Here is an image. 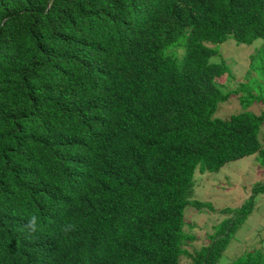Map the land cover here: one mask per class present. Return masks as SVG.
<instances>
[{"label": "trees", "instance_id": "obj_1", "mask_svg": "<svg viewBox=\"0 0 264 264\" xmlns=\"http://www.w3.org/2000/svg\"><path fill=\"white\" fill-rule=\"evenodd\" d=\"M228 38L264 41V0H0V264H213L264 185L224 210L219 246L191 254L169 227L196 170L264 167V114L212 117L204 44Z\"/></svg>", "mask_w": 264, "mask_h": 264}, {"label": "rangeland", "instance_id": "obj_2", "mask_svg": "<svg viewBox=\"0 0 264 264\" xmlns=\"http://www.w3.org/2000/svg\"><path fill=\"white\" fill-rule=\"evenodd\" d=\"M234 45L239 49L236 50ZM262 46H264V41L260 39L254 41L251 45H237L232 38H228L223 44L216 45L215 49L221 51V58H223V55L232 56L239 54L243 60L240 63L242 69L237 74L240 79L245 74L249 55ZM211 61L214 62L213 58ZM216 61H219V58ZM234 66H238L237 61H234ZM233 74L236 75L234 71ZM218 81L225 91L236 86V81L225 77ZM248 82L254 83L255 95L259 96L261 93L264 95V79L258 78L255 75ZM223 105H226V102L219 104L215 117L223 119L227 117L225 112L240 110L236 98L232 99L230 104L225 106L224 112H219ZM258 140L261 148L264 149V124L259 130ZM260 183L264 184V167L260 165L256 154L227 163L217 172L205 171L200 173L196 171L194 173L193 199L202 203H208L215 210L229 208L230 210H236L238 213L237 210L252 195V190ZM212 215H215L216 218L219 217L215 212ZM225 217L227 218V216L223 215V218ZM206 219L201 216H192V222L203 227L207 223ZM220 221H217V223ZM199 246L198 242L195 241L191 244H186L185 248L191 252ZM254 250L261 251L264 254V192L255 193L252 212L239 225L216 264H232L236 258L242 256L245 252ZM187 263H189L188 260Z\"/></svg>", "mask_w": 264, "mask_h": 264}, {"label": "clouds", "instance_id": "obj_3", "mask_svg": "<svg viewBox=\"0 0 264 264\" xmlns=\"http://www.w3.org/2000/svg\"><path fill=\"white\" fill-rule=\"evenodd\" d=\"M258 39L263 40L262 38H258ZM258 39H256V40H258ZM253 43H254V41H253ZM219 45H221V44H219ZM240 45H243V44H240ZM204 46L207 47L208 49H211V50L214 49L216 51V53L214 55H211L208 58V61L206 63V73H205L206 79L208 80V83H209V86L212 89L213 96L217 95V94H221L222 96L226 97L225 100L220 101L217 104L216 110H215L212 117L214 119L227 121L232 116H235V115H238L241 113H250L256 117L262 116L264 114V95L262 93L259 96L255 95L254 94V92H255L254 83H252V82L249 83L248 81H249V79H251V77H253L255 75L258 78L264 79V69L258 67V65H256V64L252 63V61L250 59V56L252 54L249 55V60H248V64H247L245 74L239 79L237 74L242 69V65L240 63L243 61L242 58L239 56V54H234L232 56H224L223 55V58H221V56H220L221 51H218L215 49L216 45H212L210 43H205ZM235 48H236V50L239 49L237 46H235ZM240 48H242V47H240ZM262 48H264V46L260 47L259 49H262ZM259 49H257V50H259ZM255 52L256 51H254V53ZM167 54H170L169 57H175L178 62H181L183 57H184L185 50L177 49L173 52H172V50H170V52H167ZM212 58H213L214 62L211 61ZM217 58H219V61H216ZM234 61L238 62V66H234ZM214 65H224L228 69V71L225 73H221L219 70L216 69V67ZM233 71L236 73V75L233 74ZM224 77L227 79H232V80L236 81V86L234 88L226 90V91L223 90L222 85L219 83L218 80L221 78H224ZM237 79H239V80H237ZM234 98H236L238 100V105H239L240 110L239 111L238 110H229V111L225 112L227 117L223 118V119L215 117V114H216V111L218 109L219 104L226 102V105H229L231 100ZM242 100H249L251 102L248 103L247 107H244L242 102H241ZM226 105L221 106L219 112H224L223 110H224ZM222 116H225V115H222ZM263 124H264V121L260 125L259 130ZM257 134H259V131ZM257 139H258V135H257ZM259 144H260V142H259ZM260 149H262V148L260 147ZM256 154H257L258 160H259V150L254 152V154H252V155H256ZM252 155H250V156H252ZM228 163H230V162H228ZM259 163H260V161H259ZM196 171H198V170H196ZM260 184H258L257 187H259ZM261 185L263 186L264 184H261ZM256 188H254L253 190H255ZM253 190H252V193H253ZM53 194L55 196L59 195L58 188L53 189ZM193 196L194 195L192 193V197L190 199L191 201H189L190 205L188 203L187 206L184 208L185 210H184L183 215H182L181 223L179 225H176V222H175L173 224V227H169V232L173 235V237L175 239L181 241V243H182L181 249L183 248L184 250H186L187 252H189L191 254L194 251H198L202 247H211L212 243H214V242L216 243V245L219 246L221 243V240L226 235H219L216 232V230H217V228H221L226 220H229L232 218L230 213L224 212V210L229 209V208L215 210L212 207V205H210L208 203H202V202H199L197 200H194ZM247 200L242 204V206L240 208L243 207V205L247 202ZM253 207H254V197H253L252 210H253ZM252 210H251V212H252ZM232 211H235V210H232ZM214 212L219 215L218 218H216L215 215H212V213H214ZM223 215L227 216V218L226 217L223 218ZM192 216H194V217L201 216V217L207 218L206 219L207 223L204 225V227L202 225L194 224L192 222ZM219 220H221V221L219 223H217V221H219ZM208 224L210 225V228H209ZM234 233L232 235H234ZM231 239H232V237H230V240ZM195 241H197L200 246L191 252L188 251L185 248V245L191 244ZM229 241H227V243L225 244L222 251L219 252V254L217 255L213 264H216L218 262L222 253L226 249ZM254 251H257V250H254ZM248 252H253V251H248ZM248 252H245V253H248ZM258 252H260L264 256V254L261 251H258ZM192 258L193 257H187V256L179 257L178 264H193ZM238 258H236L232 262V264H235V262H237ZM187 260L189 261V263H187Z\"/></svg>", "mask_w": 264, "mask_h": 264}]
</instances>
